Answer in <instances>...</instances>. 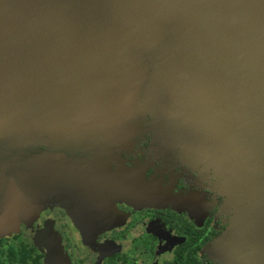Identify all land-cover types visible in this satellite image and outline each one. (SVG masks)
<instances>
[{
    "label": "water",
    "instance_id": "95a60500",
    "mask_svg": "<svg viewBox=\"0 0 264 264\" xmlns=\"http://www.w3.org/2000/svg\"><path fill=\"white\" fill-rule=\"evenodd\" d=\"M145 113L171 151L209 156L224 251L264 264V0H0V151H108Z\"/></svg>",
    "mask_w": 264,
    "mask_h": 264
},
{
    "label": "flooded vegetation",
    "instance_id": "af4514ba",
    "mask_svg": "<svg viewBox=\"0 0 264 264\" xmlns=\"http://www.w3.org/2000/svg\"><path fill=\"white\" fill-rule=\"evenodd\" d=\"M140 140L114 156L2 154L0 222L15 226L0 234V264H221L208 248L230 218L206 170L135 152Z\"/></svg>",
    "mask_w": 264,
    "mask_h": 264
},
{
    "label": "rangeland",
    "instance_id": "374dc122",
    "mask_svg": "<svg viewBox=\"0 0 264 264\" xmlns=\"http://www.w3.org/2000/svg\"><path fill=\"white\" fill-rule=\"evenodd\" d=\"M144 117L142 119H139L137 121L136 124V129L134 131L133 134V138L136 136H140V141H139V146L141 147L140 149H136L135 152H143L145 154V156H178L177 158L185 163V164H193L189 159L187 160V158L181 156L180 154H178L177 152H173L171 151L170 148H168L166 145H164L163 143V139L161 138V136H158L155 134V127H153L154 124H152L153 119L152 117L148 114L145 113L143 115ZM141 118V117H140ZM123 135H122V140L123 143H118L115 139L114 136L110 135L111 139H109V141H112V145H115L113 148L111 147V149H109L107 151V149H103L100 146H94L91 143H88V141H86L85 143H75L74 146L72 145V153L74 154H80L83 156H114L115 152L113 150L117 149L118 147H121L123 145L128 146L129 142L131 140V135L129 130L126 131V128L123 125ZM112 132V131H111ZM113 133V132H112ZM128 133V134H127ZM142 137V138H141ZM142 141V142H141ZM1 146L3 148V150L0 151V156H2V154L7 155L9 154L11 157H13L14 159H17L19 161L23 160V159H27V158H32L33 156H40L42 155V153H34V147H30V145L26 146V145H22V146H18L15 145L14 142H8V143H4L3 140H1ZM39 145L36 147L38 148ZM46 148L49 147L51 150L55 149H62L61 146H57L55 144L52 145H46ZM48 151V153H57L58 151ZM65 155H68L66 152H61ZM198 158L196 159V161H194L195 163H198L201 167H204V163H199L205 159H208L209 156H197ZM16 161V160H15ZM195 164V165H198ZM216 167V165H215ZM204 169L206 171V180L208 181V185L207 187L209 188H213L214 191L220 193V195L222 196V200H221V204H222V212H225L227 214H229V218L231 217V212H232V205H230L229 203H231L232 198L230 197L229 192H224L223 191V187L221 182L223 181L222 178L219 176V173H221L219 170V173L216 174L214 173V167H209L206 168L204 167ZM5 191H8L7 188H4ZM9 193V192H8ZM229 224V223H228ZM228 224L226 225V227L228 226ZM229 227L225 228V232L223 233V235L221 234L220 236H218L210 245L208 248V252L210 254L211 257L216 258L218 260H220L221 264H240V262L243 261L244 259V249L243 246L244 244L240 242V245L238 247V249H229L226 252L224 251V244H225V233L229 232ZM223 230V231H224ZM229 238V237H228ZM240 239V238H239ZM238 239V240H239ZM241 240V239H240ZM253 245V242L249 239V248L250 246ZM228 262V263H225Z\"/></svg>",
    "mask_w": 264,
    "mask_h": 264
}]
</instances>
